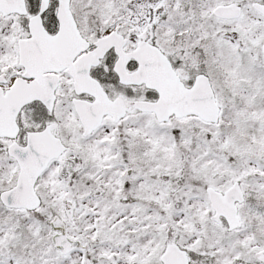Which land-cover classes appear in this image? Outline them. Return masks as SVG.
<instances>
[{
  "label": "snow or ice",
  "instance_id": "1",
  "mask_svg": "<svg viewBox=\"0 0 264 264\" xmlns=\"http://www.w3.org/2000/svg\"><path fill=\"white\" fill-rule=\"evenodd\" d=\"M0 264H264V0H0Z\"/></svg>",
  "mask_w": 264,
  "mask_h": 264
}]
</instances>
